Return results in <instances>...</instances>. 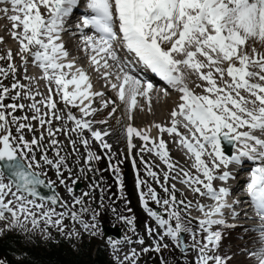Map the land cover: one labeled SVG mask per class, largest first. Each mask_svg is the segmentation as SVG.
I'll use <instances>...</instances> for the list:
<instances>
[{
    "label": "snow or ice",
    "instance_id": "snow-or-ice-1",
    "mask_svg": "<svg viewBox=\"0 0 264 264\" xmlns=\"http://www.w3.org/2000/svg\"><path fill=\"white\" fill-rule=\"evenodd\" d=\"M81 5L85 14L75 27L95 33L81 36L83 50L90 53L94 71L116 92L129 121L135 109L144 110L141 101L151 112L155 89L152 82L133 74L134 65L164 82L167 87L160 89L163 96L170 95L169 89L178 94L168 124L137 129L128 123L121 133L135 172L140 204L156 227L145 225L150 245L139 251L132 248L122 258L115 256L116 264H139L141 256L150 252L160 257V264H169L161 255L164 250L178 251L183 264H229L232 255L219 251L221 227H233L224 218L225 210H231L233 218L238 215L232 207L238 201L229 203L230 188L224 186L234 178L229 166L264 160V139L256 135H264V0H0V14L11 22L10 36L17 44L15 53L9 48L0 54V62H5L0 63V235L12 230H41L48 238L49 227L63 235L68 218L95 236L105 188L101 187L103 177L96 179L101 169L94 165L102 158H107L106 170L114 174L123 199L119 167L123 160L113 163L116 153L105 139L111 133L96 127L106 125L117 108L112 107L106 118H94L115 101L105 99L103 91L93 90L91 78L74 59H68L70 53L62 42L68 20ZM30 63L40 71L39 76L28 74ZM188 75L204 82L196 84L202 88L200 94L189 86ZM97 98L99 107L94 106ZM152 128L158 137L149 135ZM165 133L187 150L195 174L178 169L172 162L162 138ZM134 137L143 142L136 152L142 169L133 157L137 147ZM93 142L103 156L92 150ZM225 142L235 151L229 154L223 147ZM145 153L154 154L166 166L162 180L161 173L154 170L159 165L145 160ZM44 169L54 171L56 181L49 179L46 184ZM89 173H93L90 191L75 196V184ZM170 179L214 203L193 207L192 201L177 200L176 185L170 190ZM217 180L222 182L219 188L214 186ZM57 181L72 195L71 205L62 202L58 194L45 197L38 192L40 186L54 188ZM96 190L102 193L100 210L84 200ZM246 194L262 222L254 229L259 235L246 254L252 264H264V164L251 170ZM150 202L162 207L164 214L153 210ZM57 206L63 210L57 211ZM126 210L132 212L131 208ZM193 210L203 217L195 218V225ZM84 214L89 220L83 219ZM118 219L135 233L133 216L121 214ZM67 235L78 238L79 232L73 226ZM124 239L132 243L129 237ZM108 242L114 252L119 251L121 241ZM136 243L145 245V240L140 237ZM0 264L5 261L0 260Z\"/></svg>",
    "mask_w": 264,
    "mask_h": 264
},
{
    "label": "rangeland",
    "instance_id": "rangeland-1",
    "mask_svg": "<svg viewBox=\"0 0 264 264\" xmlns=\"http://www.w3.org/2000/svg\"><path fill=\"white\" fill-rule=\"evenodd\" d=\"M4 25H7L8 27H6V28H9V27H11V22L8 21L6 18H4L3 14H0V36H2L3 38L7 37L4 40V43L0 44V54H3L6 51L7 48H10L9 45L13 46L15 48V50L13 52V53H15V51L17 49V44L11 38V36L9 34L10 30L6 29V28L2 29ZM7 30H9V31H7ZM0 63H5V62H0ZM16 63L19 64V60L18 59H17ZM34 68L35 67H33L31 65V63H30L28 71L29 70L32 71ZM6 83H8V81H6ZM197 83H199V82H197ZM43 85L40 82L41 90H44V86ZM96 87L98 88V85ZM196 89H197V91L200 94L202 89L201 88H196ZM108 99H111V98L108 97ZM172 99L175 100V97H173ZM174 104H175V102H174ZM141 105L143 106L144 110L141 111V110H139V108L135 109L133 111V114H132L133 118H132L131 121H129V119H128V116L126 114L124 106L120 105V104L119 105L117 104V106L115 104L109 105L108 109H105L102 112H99L94 117L97 120L106 118L107 112L110 111L112 107H116L117 108V112L114 113L113 116L108 119V123L106 125H96V127L100 128V129H107L111 134H113V133L115 134V137H116V140H117V142H115V144L118 146L119 154H121L122 157L126 158V160L128 162V165H129V168H130V171H131L133 186H134V190H135L134 192L136 193V195H135L136 203L139 205V207L141 208V210L143 211V214H144V219H143L144 221H143V223L141 224V227H140L142 233L139 235V234L136 233V230H135V233H134L131 230L130 226H128V225H126L124 223H122V225H118L116 218H114L115 216L112 215L111 212L108 213L110 218L113 219V220L111 219L112 220V225L116 224L121 229V238L120 239H116V238L111 237V236L106 238V239H103L102 235H101L102 242L104 241V243L106 244L107 251H108V254H109V258L113 262H116L115 261V256L119 255L122 258L123 254L127 253L132 248H135V249H137V251H139L142 247L150 245L152 241L147 235L145 225L148 224V225H150L152 227H156L155 222L147 215V213L144 211L143 207L140 204L139 195H138V192H137V190L135 188V172H134V170L132 168L131 158H128L126 140L121 135V133L123 132V130L125 129V127L127 126L128 123H131L137 129H145V128L151 127L153 125V123L155 124L157 122L158 123L160 122V119H157V118L159 116H161L162 113L160 111H157L156 106H154L152 104V110H151V112H149L146 102L141 101ZM94 106L99 107V105H97V104L94 105ZM61 107H63V105H61ZM75 114H78V113H75ZM155 116H157V117H155ZM117 120H119V123H117ZM150 134L152 136H154V137H158L159 136L158 131L155 128H152ZM28 135H29V138H30V134H28ZM85 135H88V134L85 133ZM162 138L165 140V142L167 144V149L169 151V154H170L172 162L178 165V169L179 168H183L184 170L189 171L188 167H186L185 165H181V163H180L181 159H180L179 156H182V149L178 145L179 143L173 142V137H169V135L166 134V133L162 135ZM59 139L61 141H64L65 144L67 143V141L65 140V137L63 135H60ZM133 142L137 146L136 149L133 150V157L137 161V168L138 169H142L143 166L140 164V158H139V156L136 155V152H137V150L139 149V147L141 146V144L143 142L139 138H136V137H134ZM96 145H97V150L98 151H96L93 147H92V150L97 152V154H100V155L103 156L104 155L103 151L99 148L98 144H96ZM80 151H81V153L84 152L82 147L80 148ZM144 159L147 160V161H150V162H155V164L159 165V167L154 169V170H156L159 173H161V180H162V172L167 170L166 166L154 154L145 153L144 154ZM101 160L105 163L106 168H108V163L109 162H108L107 158H102ZM101 160L99 162H97L94 165V167L97 166L101 162ZM69 163L71 164L72 160H70ZM44 171L47 172V178L48 179L56 181V176L54 174V171L49 170V169H44ZM193 173L195 174V172H193ZM172 175H176V173L174 172V173H172ZM141 176L142 177L144 176L143 171H141ZM65 178H67V173H65ZM79 180L83 182V185H82V187L80 189H78L76 192H74L75 196H81L84 192L90 191L89 185L91 183V179H87L85 177H82ZM67 183L69 185H71L72 181L71 180H67ZM172 184L176 185V193L175 194H176L177 200H182L183 199V200H185V202L192 201L193 202V207H195V204H196V202L198 200L199 194L193 193L191 191V189L187 185L179 183L178 180H171L170 179L169 180V187ZM55 185L58 188V191L60 193L62 202H67L69 205H71L72 204V195H70L67 192L66 188L64 186H61L58 181L56 182ZM153 187L156 189V191L158 192V194L161 197H165V193L162 191V189L159 187V185H156L155 183H153ZM170 190H171V187H170ZM99 196H101L100 193H99V190H98V192L97 191H92L90 197H85L84 198L85 204L86 205L87 204H91V206L93 208H97L98 210H100L98 208ZM93 197L95 198L94 200H93ZM149 206L152 207L153 210H156V211L160 212L162 215L164 214L163 208L160 207V206L155 205L153 202H150ZM46 207H52V206L46 204ZM78 207L79 206H77V210H78ZM56 210L57 211H62L63 209L62 208H56ZM241 211H244L245 214H242L241 217L235 218V219L233 217L228 218V220L226 222L227 223L230 222L232 224V222L236 223V222H246L247 221L248 224L249 223L251 224V225L249 224V227L254 226V224L257 225V227H258V225L259 226L261 225V223H262L261 220L256 216V214H255V212L253 211L252 208H248L247 209V207H243V209ZM191 216L193 218H196V217L200 216V214L197 211L193 210L191 212ZM83 219L86 220V221L89 220V215L88 214H84L83 215ZM64 224L66 226L65 227V234L62 235L57 230V228H55V227H49L48 230H47L48 238H50L51 234L62 235V236L68 237L69 239H73V240L79 239L81 236H84V235H87V234H88V236H87V238H85V240L89 239L92 236L88 232H85L83 230V228H81V226L79 224H75L74 225L73 221L71 219L66 218L64 220ZM73 226H75L76 230L79 232V237L78 238L77 237H71L70 238L67 235V233L72 230ZM0 227H3V222H0ZM29 227H31V225H29ZM43 227H44V225L41 224V229H43ZM12 231L17 233V234H21V236L23 238H25L26 240H28V239L31 240L34 236H36L37 238H40V239H44V240L48 239V238H45V233L43 231H41V230H34V231L30 232V233H24V232H20L18 230H12ZM97 233H99V235L102 234L100 227L97 230ZM125 236L129 237L131 239L132 243L125 242V239H124ZM140 237L144 238L145 245H140V244L136 243V241ZM185 239H187V237H185ZM109 240H119V241H121V244L118 246L119 247V251L118 252H114L113 248L111 247V245L108 242ZM152 257H156L157 258L156 261H152V264H160V257L154 252H150L148 254L142 255L140 260H139V264H150ZM175 258L178 259L179 262L183 263V257L181 256V254L178 251L175 252ZM193 258H194V253L189 255L188 260L192 261ZM169 264H172V262L171 263L169 262Z\"/></svg>",
    "mask_w": 264,
    "mask_h": 264
},
{
    "label": "trees",
    "instance_id": "trees-1",
    "mask_svg": "<svg viewBox=\"0 0 264 264\" xmlns=\"http://www.w3.org/2000/svg\"><path fill=\"white\" fill-rule=\"evenodd\" d=\"M105 139L113 145L112 151L116 153L113 163L123 160V163L119 164V167L123 175L124 190L123 199H121V192L114 174L106 170V165L101 160L95 166L101 169V173L96 175V179L100 180L102 176L104 183L101 187L105 188L103 193L105 197L104 208L100 210L99 225L112 224L113 219L110 218L109 212L115 216L114 218H116L118 225H122V222L118 219V215L133 216L135 218L136 233L140 235L142 233L140 227L144 221V214L136 203V193L134 192L128 162L126 158L119 154L118 146L115 144L117 142L115 134L113 133ZM92 147L98 151L95 142H93ZM92 176L93 173H89L86 178L92 181ZM96 191L98 192V190ZM99 193L100 195L102 194L100 191ZM112 208L117 210L116 213L111 211ZM127 208H131L132 212L129 213L126 210ZM196 222V219H193V225ZM87 236L88 234L73 240L62 235L51 234L50 238L45 240L37 238L36 236L31 240H26L21 234L7 231L3 235H0V260H4L5 264H113L107 257V247L102 242L101 234L99 235L97 233L95 236L92 235L89 239L85 240ZM161 255L168 262H172V264H183L175 258V252L164 250ZM156 260V257H152L150 264Z\"/></svg>",
    "mask_w": 264,
    "mask_h": 264
},
{
    "label": "bare ground",
    "instance_id": "bare-ground-1",
    "mask_svg": "<svg viewBox=\"0 0 264 264\" xmlns=\"http://www.w3.org/2000/svg\"><path fill=\"white\" fill-rule=\"evenodd\" d=\"M84 14H85V12H84ZM75 21L76 20H75L74 16L71 19H69L67 22V25H66L67 31L62 34V42L64 43L67 51L70 53V56L68 59H70V60L74 59L76 66L81 67L89 75V77L91 78V82L94 86L93 90L96 91L97 90V89H95L96 86L99 85V83L102 84L104 82L105 86L100 88V89H102L100 91H103L105 93L104 98L108 99V97H110L113 101H115L116 106H117V104L122 105L117 98L116 92L107 86V82L100 78L99 73L94 71L93 65L90 63V60H89L90 53L83 50V44L81 42V36L83 34H85V32H87V31H85L86 29H83L81 31V30H78L76 27L72 28V26H74L75 24L72 26H69V24H71V22H75ZM6 27H8V26L4 25L2 29H5ZM70 27H71V29H70ZM6 38H4V40ZM9 47L14 52L15 48L13 46H10V45H9ZM7 49H9V48H7ZM134 68H135V71L133 72L134 75H137L139 77L145 76L147 78L146 80L156 81L159 84H162V86H163L162 88L167 87L164 84V82L162 80H160V78L157 77L155 74H153L149 71H142L141 67L136 68L134 66ZM112 71L115 72V69L113 68ZM90 73H92V74L90 75ZM28 74L33 75V76H38V74H41V73L37 68L36 69L34 68L32 71L29 70ZM92 77H93V79H92ZM187 82H188L189 86L193 89V91L195 93L199 94V92L196 89L197 88L196 83L197 82L202 83V82H200L195 75H188ZM169 93H170V95L167 97L163 96V94L161 92L157 93L156 91H154L152 94V97H153V103L152 104L154 106H156L157 111H160L162 113V115L157 118V119H160V122H159L160 124H168L170 110L173 107H175V104L177 103L178 94L172 89H169ZM173 97H175V100L172 99ZM174 102H175V104H174ZM96 104L99 105V98H97L96 101L94 102V105H96ZM155 117H157V116H155ZM180 130L182 132L184 131L182 128ZM149 135L151 137H154L150 133H149ZM256 135L260 136L261 139H264V135H261L259 132H257ZM178 145L182 149V156H179L181 159L180 160L181 165H185L186 167H188L190 172H192V173L195 172V169L191 168V164L193 161L191 159H189V154H187V150L184 149L180 144H178ZM223 147L227 150V152L229 154H231L232 152L235 151V147L227 144L226 142L224 143ZM262 161H264V160H261V159L245 160L240 166H229L228 170L232 173V176L234 178L229 180L227 182V184L224 186L229 187L231 193L237 192L240 189V186H239L240 183L248 181L249 176H250V173H246V172L243 174H240L241 172L244 171L243 170L244 167L250 166V169H253L255 167L260 166V164L261 165L264 164V162L262 163ZM237 175H239V177H237ZM221 185H222L221 181H219V180L214 181V186L216 188H219ZM198 200H199L198 203L204 204V205H211L212 203H214L208 197L199 196ZM48 205H50V204H48ZM249 207L250 206H248L247 209ZM242 214H245V212L240 211L235 218L241 217ZM229 224L233 225V227H229V228L221 227V229H220L222 231V240H221L220 249H219L220 253L232 255V260L229 261V264H252V260L246 254V252H247V250L252 249L254 247L253 240L256 236L259 235V233L254 231V229H257L259 227V225L257 227V225L254 224V226L249 227L250 223L248 224L247 221L246 222H236V223L232 222V224L231 223H229Z\"/></svg>",
    "mask_w": 264,
    "mask_h": 264
},
{
    "label": "water",
    "instance_id": "water-1",
    "mask_svg": "<svg viewBox=\"0 0 264 264\" xmlns=\"http://www.w3.org/2000/svg\"><path fill=\"white\" fill-rule=\"evenodd\" d=\"M42 178L45 179V182L47 184L48 179L46 177H42ZM81 186H82V183L77 182L74 186V191H77ZM38 192L40 193V195L45 196V197L52 196L54 193L60 196V193L56 185L54 188H49L47 186H40L38 188ZM101 230L103 232L104 238H107L108 236H113L119 239L121 237V229L118 226L103 225L101 227Z\"/></svg>",
    "mask_w": 264,
    "mask_h": 264
}]
</instances>
